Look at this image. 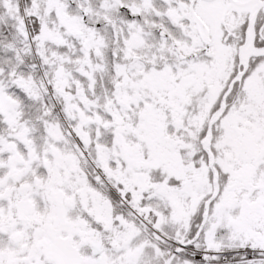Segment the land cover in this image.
I'll return each mask as SVG.
<instances>
[{
	"label": "snow or ice",
	"instance_id": "obj_1",
	"mask_svg": "<svg viewBox=\"0 0 264 264\" xmlns=\"http://www.w3.org/2000/svg\"><path fill=\"white\" fill-rule=\"evenodd\" d=\"M0 264H264V0H0Z\"/></svg>",
	"mask_w": 264,
	"mask_h": 264
}]
</instances>
